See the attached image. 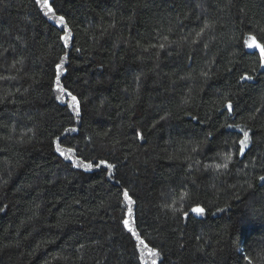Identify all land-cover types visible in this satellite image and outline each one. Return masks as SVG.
<instances>
[{
	"label": "trees",
	"instance_id": "trees-1",
	"mask_svg": "<svg viewBox=\"0 0 264 264\" xmlns=\"http://www.w3.org/2000/svg\"><path fill=\"white\" fill-rule=\"evenodd\" d=\"M42 4L0 0V264H264V0Z\"/></svg>",
	"mask_w": 264,
	"mask_h": 264
},
{
	"label": "snow or ice",
	"instance_id": "snow-or-ice-1",
	"mask_svg": "<svg viewBox=\"0 0 264 264\" xmlns=\"http://www.w3.org/2000/svg\"><path fill=\"white\" fill-rule=\"evenodd\" d=\"M37 4H41V0H36ZM43 8L47 9V12H53V8L51 7V5L49 4V0H43V4H42ZM47 12L45 13V15H47ZM64 22V17H59L58 18V23H63ZM252 43L248 44L247 41L245 42L247 44V46L249 48L255 49L259 51V58L261 61V67H264V44H261L259 42L256 41L255 37H251ZM65 43H67V41H65ZM163 47V46H161ZM67 57H65L66 59ZM64 63V60H61L60 64L57 65V69L59 70L62 65ZM242 79H252V77L250 76H244L242 77ZM56 85H57V89L58 91L61 93V96H57V99H61L62 95L66 92V89H64L60 83H59V75H57V79H56ZM68 96L71 97V102L69 104V107L72 108V110L76 113L77 116L80 115V108H79V101L77 100V97L72 95L70 92L67 93ZM229 110H231V104L228 105ZM228 127H233L232 125H228ZM238 127V126H237ZM243 132V138L240 139L239 144H240V154L243 155L244 154V149L248 146V142H249V132L245 131L243 129H240ZM65 131H69V132H74L76 131L75 128H71V129H66ZM137 135L142 138V136L137 133ZM57 140H59V137L57 138ZM57 152L60 153L61 156H63L65 159H71V156L67 155V153H73L74 149L72 148H67L66 150H61L59 144H57V148H56ZM82 162L79 161H74L73 162V166H81ZM100 165H106V167L108 169H112L115 167V165L107 163L106 161H100V164L95 165L96 167H100ZM83 167H85L86 169H91L93 168V164L91 162H88L87 164H83ZM224 167H227V165H224ZM111 174V173H109ZM259 179L261 181H264V176H260ZM123 196L125 197V199L127 200L128 204L131 205L132 203H134V201L132 200L131 196H129V193L127 192V190H125L123 192ZM192 212L196 213L197 215H203L205 212V209L202 207H193L191 209ZM132 215V209L131 207L128 208V216L130 217ZM184 216L187 217L188 216V212H184ZM124 227L128 230L129 233H131L132 236H134L138 241L140 245H143L145 248H148V245L145 244L144 240L140 238L138 232L130 227V220L129 219H124L122 221ZM139 246V245H138ZM149 252L151 254V256L153 257H158L160 255V253L157 251V249L155 248H150ZM152 264H157L156 260L153 259L152 260ZM249 264H251V261H249Z\"/></svg>",
	"mask_w": 264,
	"mask_h": 264
}]
</instances>
